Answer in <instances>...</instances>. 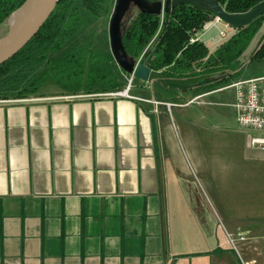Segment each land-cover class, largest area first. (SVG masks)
<instances>
[{
    "label": "crops",
    "instance_id": "crops-1",
    "mask_svg": "<svg viewBox=\"0 0 264 264\" xmlns=\"http://www.w3.org/2000/svg\"><path fill=\"white\" fill-rule=\"evenodd\" d=\"M243 66L217 85L226 73L0 103V264H264V151L223 88L264 75Z\"/></svg>",
    "mask_w": 264,
    "mask_h": 264
},
{
    "label": "trees",
    "instance_id": "trees-1",
    "mask_svg": "<svg viewBox=\"0 0 264 264\" xmlns=\"http://www.w3.org/2000/svg\"><path fill=\"white\" fill-rule=\"evenodd\" d=\"M23 1L0 0V23ZM114 1L58 0L37 33L15 55L0 64V98L34 95L48 78L67 92L115 91V72L110 83H101L99 88L83 84L85 79L99 83L106 68L114 71L119 67L110 52L91 48V42L86 40H76L83 37V30L92 20L110 12ZM216 1L226 12H245L262 0ZM133 8L127 21H123L122 43L127 54L147 61L152 70L150 77L159 82L167 77L169 80H187L185 84L206 81L225 73L214 85L238 77L241 70H235L242 65L238 56L264 18V14L259 15L242 27H232L234 32L209 51L202 43L188 41L194 30L213 17L209 11L188 3H181L162 16ZM152 38L153 42L146 47ZM93 73L97 75L94 78Z\"/></svg>",
    "mask_w": 264,
    "mask_h": 264
},
{
    "label": "water",
    "instance_id": "water-1",
    "mask_svg": "<svg viewBox=\"0 0 264 264\" xmlns=\"http://www.w3.org/2000/svg\"><path fill=\"white\" fill-rule=\"evenodd\" d=\"M58 0H24L12 10L6 18L7 31L0 36V64L15 55L40 29L57 5ZM188 3L209 11L214 17L227 23L231 27H242L254 18L264 14V0L258 2L245 12H226L216 0H115L108 21V39L111 55L116 64L131 77L143 81H152V70L147 61L134 58L127 54L122 43L124 29L123 21L127 12L135 7L143 13L161 14L171 8ZM264 32V18L241 53L240 57H248L243 63L250 61L264 44V38L250 55L258 37Z\"/></svg>",
    "mask_w": 264,
    "mask_h": 264
},
{
    "label": "built area",
    "instance_id": "built-area-1",
    "mask_svg": "<svg viewBox=\"0 0 264 264\" xmlns=\"http://www.w3.org/2000/svg\"><path fill=\"white\" fill-rule=\"evenodd\" d=\"M161 16L163 13L160 14ZM212 24L216 25L218 23L222 24V28H219L218 34L221 37L226 35V31L229 26L227 23L219 20L217 17H213ZM206 23L203 25V30L208 29L209 24ZM158 33V32H157ZM156 33V35H157ZM203 33H193L189 36V43H195L201 39ZM153 39L148 43L146 47H149L153 42ZM141 60V57H138ZM133 77L130 76L129 84L124 89H119L116 91H103V92H94V93H84V94H75V95H63L57 98L62 99H72V98H94V97H117V96H130L129 89ZM231 87L236 92V101L234 107L236 110V118L238 128L245 132L248 138L249 147L264 151V75L258 77H252L248 79H238L230 82L225 85L223 88ZM126 90V93L123 91ZM43 97H34V96H25L19 98H9V99H0V103H9V102H29V101H38ZM148 102L156 101L143 99ZM166 106L169 108L174 103L165 102ZM156 110V108H155Z\"/></svg>",
    "mask_w": 264,
    "mask_h": 264
},
{
    "label": "rangeland",
    "instance_id": "rangeland-1",
    "mask_svg": "<svg viewBox=\"0 0 264 264\" xmlns=\"http://www.w3.org/2000/svg\"><path fill=\"white\" fill-rule=\"evenodd\" d=\"M112 8H113V6H112ZM112 8H111L110 12H108L106 14H103L101 17H99V18H97L95 20H92L93 22L91 24H89L86 27V29L83 30V37L78 38L76 40H79V41L86 40L88 42H91V48L103 49V51L105 49L107 52H110V54H111L110 47H109V39H108V21H109V17H110ZM132 9H134V8L132 7L127 12V14L125 16V21H127V19L130 17V15H131L130 13H131ZM213 17L210 19L211 21H212ZM220 26H222V25H220ZM202 27L199 28V29L194 30L193 33H195V32L203 33ZM218 30H219V28H218ZM218 30H217V27L210 28L207 33H205L203 36L201 35V39L203 37V40L200 39L197 42L204 44L208 48L209 51H212L217 46H219L226 38H228V36H230L234 32V30L232 28H230L229 30L226 31V35L224 37H221L218 34ZM6 31H7V21H6V18H5L0 23V36L3 35ZM193 33H191V34H193ZM210 37H213V39H210ZM263 38H264V32H262L261 35L258 37V40L256 41L255 45L253 46L250 55L253 53V51L255 50V48L258 46V44L261 42V40ZM263 45H262V47L258 50V52L255 55H252L250 61H248L247 63L244 64V66H243L244 69L242 71L243 73L259 74V73L264 72V46ZM240 55L238 56V61L241 62L242 65H243V63L247 60V58H249V56L241 58ZM105 65L110 68L109 64H105ZM102 67H105V66L103 65ZM114 72H115V74L117 76V79H116L117 88L115 89V91L119 90V89L121 90V89H124L125 87H127L128 84H129V80H130V75L127 74L126 72H124L122 69H120V67H119V69L115 68L114 71H112L111 69L108 70L106 68V71H105V73L102 74L103 77L100 79L99 83L97 82V83L94 84V82L91 79H85L83 81V84L84 85H92L93 87L97 86L95 88H99L101 83H102V85L110 83V81L114 77V76H112ZM94 74L95 73H93L92 78L97 76V75H94ZM166 80H167V77L164 78V81L161 82V84H167L169 82L167 84V86H173V85L177 86V85H180V84L184 85L185 82H187V80H182V79L172 80L173 82H171V81L167 82ZM134 81L136 83H141L140 79L133 78L132 81H131V84H130L131 88L129 90L131 93L134 91V88H132L133 85H134ZM227 83H229V82H227ZM227 83H225V84H227ZM53 85H54L53 81L50 78H48V80H46V82H45V86L43 87V89L46 92H51L53 90L51 88ZM158 87H160V86H158ZM161 91H163L162 92L163 95H165L168 99H175L176 98V92L175 93H173V92L172 93H167L166 90H161ZM0 99H9V98H0ZM175 100L174 101H170V102H180L181 97L176 98ZM174 104L176 105V103H174Z\"/></svg>",
    "mask_w": 264,
    "mask_h": 264
},
{
    "label": "bare ground",
    "instance_id": "bare-ground-1",
    "mask_svg": "<svg viewBox=\"0 0 264 264\" xmlns=\"http://www.w3.org/2000/svg\"><path fill=\"white\" fill-rule=\"evenodd\" d=\"M123 93H126V90H124Z\"/></svg>",
    "mask_w": 264,
    "mask_h": 264
}]
</instances>
